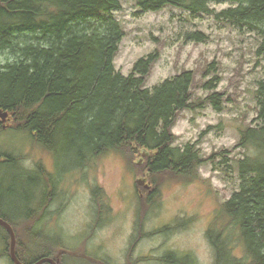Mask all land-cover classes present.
Segmentation results:
<instances>
[{"label": "rangeland", "instance_id": "rangeland-1", "mask_svg": "<svg viewBox=\"0 0 264 264\" xmlns=\"http://www.w3.org/2000/svg\"><path fill=\"white\" fill-rule=\"evenodd\" d=\"M229 7L211 4L216 13ZM112 16L124 32L114 60L117 72L129 76L139 60L155 53L145 88L193 72L192 106L177 115L172 133L174 146L194 145L203 162L187 176L160 175L157 184L142 150L129 161L110 152L80 168L64 148L49 152L34 144L8 113L0 118V198L10 204L4 210L17 220L41 218L39 226L57 241L63 264H174L177 258L171 262L170 256L183 264H216L209 235L222 230L231 238L232 255L244 257L234 229L217 217L240 189L238 161L254 153L237 145L241 130L257 125L264 38L214 14L193 15L172 6L146 12L133 0H122ZM197 32L204 42L190 38ZM14 58L4 53L2 65ZM214 94L221 95V110L209 101ZM10 157L27 175L2 165ZM25 226H17L18 232ZM6 246L0 238V264H11Z\"/></svg>", "mask_w": 264, "mask_h": 264}, {"label": "trees", "instance_id": "trees-1", "mask_svg": "<svg viewBox=\"0 0 264 264\" xmlns=\"http://www.w3.org/2000/svg\"><path fill=\"white\" fill-rule=\"evenodd\" d=\"M121 1L0 0V112L16 115L23 130L19 132L37 146L49 152L64 148L69 157L79 160L80 168L110 152L129 161L142 150L149 154L146 168L154 184L167 173L187 176L203 159L194 145L174 146L172 129L177 115L192 106L194 74L185 71L153 90L145 88L156 53L139 60L129 76L117 72L114 60L124 32L112 15L121 9ZM133 1L146 12L172 6L193 15L214 14L218 21L242 31L248 27L264 38V0ZM213 3L231 7L216 13ZM190 38L204 42L206 37L197 32ZM7 52L15 58L2 65ZM213 84L205 86L210 89ZM220 96L209 97L217 110H221ZM258 105L257 125L241 130L237 145L254 153L238 161L240 189L217 217L229 222L245 255H232L231 238L224 230L211 231L216 264H264V79L258 83ZM10 158L2 165L27 175ZM5 201L0 198V219L14 229L19 260L23 264L44 258L58 261L59 246L39 226L41 218L35 221L31 214L17 220L4 210L10 205ZM19 225L25 226L23 233L18 232ZM0 234L14 264L10 235L2 226ZM173 260L183 264L180 257L170 256Z\"/></svg>", "mask_w": 264, "mask_h": 264}, {"label": "water", "instance_id": "water-1", "mask_svg": "<svg viewBox=\"0 0 264 264\" xmlns=\"http://www.w3.org/2000/svg\"><path fill=\"white\" fill-rule=\"evenodd\" d=\"M8 116V113H2L0 112V118H2L3 120H5V118ZM146 155V154H145ZM139 184H141V182H139ZM148 188V187H146ZM0 226H2L3 228H5L9 235H10V238H11V244H10V256H11V259L12 261L14 262V264H23L18 256H17V238H16V234L14 232V229L13 227L6 221H4L3 219H0ZM45 263H48V264H58L59 261H55L54 259L52 258H44V259H41L39 260L38 262L34 263V264H45Z\"/></svg>", "mask_w": 264, "mask_h": 264}]
</instances>
